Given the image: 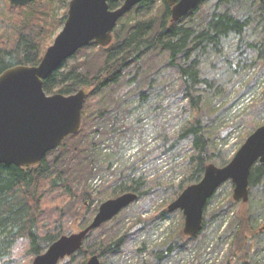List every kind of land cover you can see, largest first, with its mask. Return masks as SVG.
Masks as SVG:
<instances>
[{"label":"trees","instance_id":"1","mask_svg":"<svg viewBox=\"0 0 264 264\" xmlns=\"http://www.w3.org/2000/svg\"><path fill=\"white\" fill-rule=\"evenodd\" d=\"M66 2L34 0L23 7H12L8 0H0V73L13 65L34 66L39 63L53 40L49 41L52 37L54 39L66 18V9L59 17L54 9L62 3L66 7ZM121 4L122 0L108 3L110 9ZM155 5L156 0H141L119 19L112 32V42L107 47L89 44L67 59L77 60L70 68L65 69L66 60L44 80L43 90L46 94L59 92L68 95L79 89L87 90L81 126L77 134L66 137L58 148L48 152L34 167L0 165V264L13 261V247L19 242L24 243L27 252L34 257L42 254L58 237L69 234L65 225L68 217L77 221L78 228H84L97 210L90 206L93 201L91 192L81 183L98 176L102 170H110L113 176L111 184L104 185L102 182V191H108L117 184L109 196L126 192L137 194L136 201L139 203L132 207L135 210L132 213L134 220L119 234L112 232L113 227L107 229L110 222L102 224L85 237L77 252L64 259L68 258L70 262L75 260L71 264H84L94 254L100 258L115 255L127 246L134 235L138 236L145 227L150 226L148 222L151 221H145L140 215L148 212L156 198L169 189V186H164L162 175L140 172L148 162L138 167L134 157L126 158L125 162L129 164L127 168L118 169L117 160H109L107 155L104 157L106 165L100 167L97 164L100 153L95 150L104 138L115 133L134 134L136 126L133 122L111 123L112 115L118 111L129 112V92L134 91L136 96L133 97L139 104H145L154 90L164 88L166 81L158 84L155 77L165 68L173 70L178 76L179 89L174 93L186 100L183 110L189 108L192 112L190 118L183 117L180 126L173 125L160 132L163 138L159 146L163 148L160 156L152 158L154 162L165 152L183 144L188 146L189 154L179 163L185 176L177 184L175 198L186 186L201 179L207 164L224 166L229 162L212 142L216 115L210 114L204 101L205 95L202 98L199 92L204 82L200 71L195 68L193 54L204 52L208 46L215 47L230 34L243 38L246 16L254 10L264 13V0H202L192 12L177 22L170 21V7L166 0ZM141 8V16L129 17L133 9ZM11 25L16 27L12 34L7 31ZM244 41L264 67V36L257 41ZM82 50L89 52L90 57L81 61L78 55ZM160 54L164 58L161 66L156 63ZM160 107L163 108L161 102L151 106L152 112L156 113L155 118L159 117L155 124L161 122ZM145 148L148 149L147 145ZM155 150L156 146L147 152L151 154ZM56 151L60 154L51 166L48 163L49 155ZM60 159L63 160L60 162ZM262 180L264 166L254 164L249 175V191ZM100 195L97 197L100 198ZM49 199L57 200L51 214H47L46 210ZM228 201L233 204L231 199ZM221 208H217L216 212H227L228 208ZM217 214L214 213L213 217L216 218ZM165 215L168 216V212L163 211L159 217ZM205 228L206 222L203 220L202 229L195 237L189 238L182 231L179 232L181 243L191 244L190 248L201 243L206 239ZM222 239L229 242L221 264H257L251 256L262 248L264 227L254 226L253 215L245 209L238 213L233 223L224 226L219 236V240ZM172 251L173 247L169 244L156 253L154 260L163 261ZM7 257L9 260H6Z\"/></svg>","mask_w":264,"mask_h":264},{"label":"rangeland","instance_id":"2","mask_svg":"<svg viewBox=\"0 0 264 264\" xmlns=\"http://www.w3.org/2000/svg\"><path fill=\"white\" fill-rule=\"evenodd\" d=\"M69 0H67L68 4ZM162 0H156L159 5ZM62 4L56 6L54 13L59 17L64 10H67ZM154 6V8H155ZM154 9H152L153 11ZM142 8L133 9L129 17L133 18L137 15L141 16ZM196 18V15H195ZM194 18V19H195ZM193 19V20H194ZM246 31L243 38L230 34L223 37L215 47L208 46L206 50L198 51L193 54L197 68L200 71V77L204 84L199 87V92L205 95L204 101L209 108L210 114H215L216 119L212 126L213 144L216 150L226 155L227 159H231L233 154L238 150L248 135H250L257 127L264 125V67L261 62L258 63L256 55L250 51L245 45L244 40L257 41L260 36H264V13L256 11L248 13L246 16ZM190 23L189 20L187 21ZM197 23V20H194ZM195 25V24H194ZM62 27V26H61ZM59 30L56 31L59 32ZM16 27L11 25L7 29L8 33H13ZM2 31V30H0ZM7 33V32H6ZM7 33V35H9ZM55 33V34H56ZM10 34V35H11ZM53 40V37L49 43ZM82 60L90 57L87 51H81L78 55ZM77 61V60H76ZM75 58L67 60L65 69L76 62ZM156 63L163 65L164 58L160 54ZM168 77V78H167ZM158 84L166 81L164 88H159L151 93L150 99L145 104H139V101L133 97L136 96L134 91L129 92L128 109L126 114L118 111L112 115V122L129 123L133 122L136 126L134 134L120 135L115 133L111 137L104 138L95 152L100 153L97 158L98 166L106 165L105 156L109 155V160H117L118 169L127 168L126 158L134 157L138 167L143 166L140 172H149L150 175H162L161 180L164 186H169L167 192L150 205L149 211L140 215L148 222L149 227H145L143 231L131 239L127 246L115 255H107L99 257L101 264H221L226 253V246L229 242L224 239L219 240L220 232L224 226L233 223L238 213H242L247 209L254 217V226L264 227V180L255 188L249 191V201L245 204L232 200L233 184L226 181L221 184L213 196L209 199L208 204L203 212V220L206 222V239L197 245L181 243L179 232L183 228V215L180 210L168 212V216L159 217L163 211L167 212L168 205L175 199L178 191L177 184L185 176L181 171L179 163L182 158L189 154L188 146L183 144L171 151L163 153L157 161L152 158L160 156L162 148L160 132L163 129H169L173 125L180 126L183 117L186 119L192 116L189 108H184L186 100L180 95H175L178 90L180 80L171 69L165 68L155 77ZM167 78V80H165ZM161 102L163 108H159V114L162 117L160 124H155V111L152 112L151 106L157 102ZM212 112H211V111ZM162 112V113H161ZM171 129L170 133H172ZM70 143L72 141H69ZM147 145L148 149H144ZM157 150L148 153L147 150L152 147ZM101 150V151H100ZM115 151L117 154H115ZM108 152H110L108 154ZM56 151L49 155V164H53L55 158L59 156ZM153 155V156H152ZM177 155V156H176ZM99 159V160H98ZM63 159H60V162ZM259 163H256L257 165ZM218 166V165H217ZM114 168V166H113ZM95 170V169H94ZM109 171L102 170L100 174L94 178H89L85 185L93 197L90 204L92 208L98 209L99 205L118 195L109 196L111 190L117 188V184L112 185L108 191H102V182L104 185L111 184L113 176ZM188 176V175H187ZM108 183V184H107ZM100 192V193H99ZM98 194H101L98 198ZM231 199L232 203H229ZM57 200L47 202V214L52 213V208ZM139 203V202H138ZM137 201L123 209L118 215L111 219L107 229L113 227L112 232H124L129 223L134 220L132 213L135 212L132 207L138 205ZM51 204V205H50ZM227 209V212H216L217 208ZM218 213L214 218L213 214ZM156 216V217H155ZM152 219H154L152 221ZM69 234L80 230L77 221L72 217H68L65 222ZM104 232H107L104 230ZM216 232V235H215ZM108 234V233H107ZM263 242V241H261ZM172 245L173 251L163 261L156 262L154 256L156 253L164 250L168 245ZM183 246V247H182ZM259 251L252 254V260L257 264H264V242L260 245ZM175 249V250H174ZM13 261L10 264H31L34 256L27 252L24 243H18L13 247ZM9 260V257L6 258ZM75 261V260H74ZM72 261V262H74ZM68 258L59 262V264H71Z\"/></svg>","mask_w":264,"mask_h":264},{"label":"water","instance_id":"3","mask_svg":"<svg viewBox=\"0 0 264 264\" xmlns=\"http://www.w3.org/2000/svg\"><path fill=\"white\" fill-rule=\"evenodd\" d=\"M8 1L12 7H23L34 0ZM110 1L69 0L64 23L39 63L13 65L0 73V165L34 167L66 137L78 133L87 90L79 89L68 95L46 94L43 82L78 50L91 43L107 47L119 19L141 0H122L115 9L109 8ZM166 1L170 21L177 22L202 0ZM256 163L264 166V125L247 136L227 164H207L201 179L186 186L168 205L169 213L181 211L183 235L192 238L200 233L205 205L224 182L233 184L232 200L245 204L249 198L250 171ZM137 197L133 192H126L102 202L84 228L58 237L31 264H58L73 255L91 231L113 219ZM84 264L101 263L94 254Z\"/></svg>","mask_w":264,"mask_h":264}]
</instances>
